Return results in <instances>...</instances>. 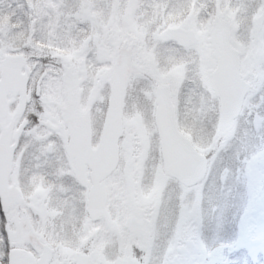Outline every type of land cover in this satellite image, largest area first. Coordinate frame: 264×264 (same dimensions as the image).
I'll return each instance as SVG.
<instances>
[{
	"label": "snow or ice",
	"instance_id": "obj_1",
	"mask_svg": "<svg viewBox=\"0 0 264 264\" xmlns=\"http://www.w3.org/2000/svg\"><path fill=\"white\" fill-rule=\"evenodd\" d=\"M0 264H264V0H0Z\"/></svg>",
	"mask_w": 264,
	"mask_h": 264
}]
</instances>
